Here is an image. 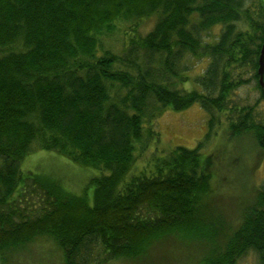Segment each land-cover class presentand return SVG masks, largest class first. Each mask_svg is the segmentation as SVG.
<instances>
[{"label":"trees","instance_id":"obj_1","mask_svg":"<svg viewBox=\"0 0 264 264\" xmlns=\"http://www.w3.org/2000/svg\"><path fill=\"white\" fill-rule=\"evenodd\" d=\"M263 44L264 0H0V264L44 236L66 264L135 260L171 236L201 241V264H239L250 253L264 264V185L236 228L204 206L213 179L204 151L224 124L264 151L257 104L234 103L253 81L264 101ZM195 104L208 116L204 140L154 155L126 180L164 111ZM35 149L100 170L93 204L24 174ZM31 190L41 206L29 215Z\"/></svg>","mask_w":264,"mask_h":264},{"label":"rangeland","instance_id":"obj_2","mask_svg":"<svg viewBox=\"0 0 264 264\" xmlns=\"http://www.w3.org/2000/svg\"><path fill=\"white\" fill-rule=\"evenodd\" d=\"M153 24V20L147 22L143 31H149ZM217 35L218 30L214 28L205 34L206 40L211 41ZM198 63L201 64L192 60V64ZM196 71H191L192 79ZM245 74L246 78L251 79L249 71L246 70ZM193 85V81H190L188 86L192 88ZM234 103L244 107L257 104L256 115L264 121V101L260 100L254 81L237 91ZM207 121V113L198 104L180 112L171 109L164 111L154 123L159 136L149 142V149L144 148L148 143L147 138L141 144L137 143L136 163L126 180L143 171L146 162H150L154 155L162 157L180 146L196 148L206 136ZM225 128L224 124L218 136L205 147L204 154L211 156L213 179L210 181V191L204 198V206L208 208V216L211 214L212 219L227 230L237 227L243 209L254 202L257 191L264 185V151L257 148L249 136L232 139ZM20 168L24 174H41L49 180L60 181L62 187L73 195H87L90 205L93 204L95 190L91 181L102 173L97 169L77 165L55 152L39 149L32 151L22 161ZM37 196L34 190L25 195L30 202L29 215L37 212L41 206V199ZM203 253L201 241L171 236L161 239L138 259H121L110 264H201ZM103 257L104 254L99 259ZM8 261L9 264H66L55 239L46 236L38 237L28 246L12 252ZM256 262L257 256L250 253L239 264Z\"/></svg>","mask_w":264,"mask_h":264},{"label":"water","instance_id":"obj_3","mask_svg":"<svg viewBox=\"0 0 264 264\" xmlns=\"http://www.w3.org/2000/svg\"><path fill=\"white\" fill-rule=\"evenodd\" d=\"M259 75H260V84L264 86V44L262 46L260 58H259Z\"/></svg>","mask_w":264,"mask_h":264},{"label":"bare ground","instance_id":"obj_4","mask_svg":"<svg viewBox=\"0 0 264 264\" xmlns=\"http://www.w3.org/2000/svg\"><path fill=\"white\" fill-rule=\"evenodd\" d=\"M264 81V80H263Z\"/></svg>","mask_w":264,"mask_h":264}]
</instances>
